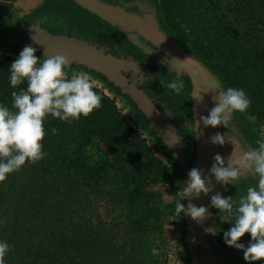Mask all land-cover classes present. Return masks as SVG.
Listing matches in <instances>:
<instances>
[{
	"label": "trees",
	"instance_id": "trees-1",
	"mask_svg": "<svg viewBox=\"0 0 264 264\" xmlns=\"http://www.w3.org/2000/svg\"><path fill=\"white\" fill-rule=\"evenodd\" d=\"M158 7L168 27L188 36L182 44L213 76L227 88L244 90L251 105L241 115L254 129H264V0H158ZM12 62L0 55V105L10 109L12 91L26 88L11 87ZM94 90L102 98L99 109L71 122L49 115L44 158L26 162L0 183V241L10 245L5 264H163L145 261L144 250L162 212L151 190L164 181L167 168L113 99ZM125 99L144 127L145 117ZM148 132L171 161L160 138ZM94 140L108 158L87 157ZM101 195L123 213L129 242L118 244L98 220L93 201Z\"/></svg>",
	"mask_w": 264,
	"mask_h": 264
},
{
	"label": "flooded vegetation",
	"instance_id": "flooded-vegetation-1",
	"mask_svg": "<svg viewBox=\"0 0 264 264\" xmlns=\"http://www.w3.org/2000/svg\"><path fill=\"white\" fill-rule=\"evenodd\" d=\"M89 1L96 6L83 7L74 0H0V34L4 36L0 46L4 44L10 49L21 51L25 46L31 45L37 50L35 55L43 59L61 53L72 45L82 44L83 47L99 52L108 62H116V72L127 83L139 89L157 108L165 123L170 124L180 145L178 156H172L165 148L172 156L171 161L167 160L156 139L152 138L165 160L178 169L180 190L189 179V171L195 167V125L191 106L196 90L193 81L200 84L201 90L211 102V108L215 103L211 89L221 86L205 64L190 53L164 25L152 0ZM156 31L195 60L201 70L197 67L190 68V62L181 63L171 51L159 45L154 39ZM72 66L91 71L115 93L120 94L118 87L108 83L98 72L80 64H69V67ZM177 79L184 83V89L179 94L167 88L169 82ZM146 121L149 124L147 119ZM243 124H246L243 117L234 113L229 129L223 125L216 127L214 135H225L236 146L229 140L222 146L212 144V164L217 154L227 166L234 148L232 159L238 160L243 151L258 147L257 140L251 131H246ZM154 136L160 138L155 131ZM210 178L213 180V189L207 196L201 194L198 199L181 201L185 207L192 203L197 207H206L211 213L202 225L198 224L200 239L196 247L189 241V228L193 220L186 214L181 215L182 250L186 263L247 264L243 259V250L225 244L224 232L233 225L219 220L217 209L211 206V196L218 191L222 196H232L234 200H238L249 186H255L256 178L245 172L234 186H221L215 183L214 177ZM213 228L215 234L206 231ZM239 242L247 246L250 236L245 234Z\"/></svg>",
	"mask_w": 264,
	"mask_h": 264
},
{
	"label": "clouds",
	"instance_id": "clouds-1",
	"mask_svg": "<svg viewBox=\"0 0 264 264\" xmlns=\"http://www.w3.org/2000/svg\"><path fill=\"white\" fill-rule=\"evenodd\" d=\"M36 51L31 45L25 46L9 68L11 87L17 89L19 85L26 84V88L12 91L11 109L0 105V183L20 170L26 162L34 164L44 158V122L49 115L71 122L82 116L87 118L101 107L102 98L94 90L95 81L88 73L79 72L69 77L65 71L69 60L65 55L57 53L41 59L35 55ZM167 88L179 94L184 89V83L177 79L169 82ZM211 90L214 106L207 117H200V121L205 127L223 125L229 129L233 114L244 113L251 101L243 89L217 86ZM196 97L203 99L199 94ZM196 128L197 123L195 131ZM56 131L52 129L53 134ZM226 140L234 142L220 133L210 137V142L215 145L222 146ZM256 143L258 147L243 151L238 160L232 159L234 148L227 166L219 154L215 155L210 169V177H214L215 183L221 186H234L245 172L256 178L255 186H249L238 200L222 196L218 191L211 196V206L217 209L219 220L233 225L224 232L225 244L243 250V259L247 264L264 262V139ZM188 177L187 183L177 193L179 199L175 214L178 217L186 214L202 225L211 216L208 209L192 203L185 207L181 201L198 199L201 194L207 196L213 189V180L205 177L202 169L195 167L189 171ZM206 231L216 233L214 228ZM245 234L250 236L247 246L239 242ZM9 249L8 243L0 241V264H5Z\"/></svg>",
	"mask_w": 264,
	"mask_h": 264
},
{
	"label": "rangeland",
	"instance_id": "rangeland-1",
	"mask_svg": "<svg viewBox=\"0 0 264 264\" xmlns=\"http://www.w3.org/2000/svg\"><path fill=\"white\" fill-rule=\"evenodd\" d=\"M152 1L154 2L157 13L160 17L161 14L158 7V0ZM162 22L172 32L174 37L181 43H183V40H189L186 34L178 32L180 34L179 35L177 34V31L168 27L163 20ZM19 53L20 51L10 49L4 44L0 46V55L9 57L14 61L18 58ZM215 56L218 57L217 54H214L212 57ZM214 59L215 58H213L212 61H214ZM65 71L69 74V77L79 72L88 73L95 81V87L102 91L106 96L113 99L117 110L124 117L127 123L145 140L146 145L150 148L151 152L156 157H158L163 162V164H165L167 168V175L164 181L159 183L151 190L153 196H155L154 200H156L157 198L161 200V204L158 205V208H161L162 210L161 216L159 217V228L156 230L155 235H149L146 248L144 250V257L145 261L148 262L156 261L163 264H187L185 255L182 250L183 225L181 222V216L178 217L175 214L176 201L179 199L177 196V193L179 191L178 178L180 177L178 169L173 165H170L162 156L157 144L154 142L152 136L148 132V130L151 129L149 127V124L146 123L144 127L139 124V121L136 118L131 105L129 104L128 100L124 98V96L120 95L119 93H115L105 83L99 80L97 76L91 71L88 72L78 66L68 67L65 69ZM214 76L220 86L226 89L227 87L218 77L216 72H214ZM239 114L241 115V113ZM238 119H240V117ZM244 122L246 124H243V127L247 132L251 131V134H253L256 140L264 139V129L260 127L254 129L253 126L247 123L246 119H244ZM86 155L90 160L108 158L109 156L103 149L102 145L96 140L92 141V143L86 148ZM95 200L93 201V203L98 220H100L108 229H110L115 234L117 240L116 242L118 244H125V242H129L130 235L124 232V217L119 208H117L115 204L110 202L104 195H101L100 197H98V199Z\"/></svg>",
	"mask_w": 264,
	"mask_h": 264
},
{
	"label": "water",
	"instance_id": "water-1",
	"mask_svg": "<svg viewBox=\"0 0 264 264\" xmlns=\"http://www.w3.org/2000/svg\"><path fill=\"white\" fill-rule=\"evenodd\" d=\"M79 5L83 7H88L92 4L89 0H74ZM96 6V5H95ZM154 38L159 45H162L167 51H171L181 63L190 62L192 66L190 68L197 67L201 70L200 65L190 57H188L181 49L176 47L169 39L157 32ZM61 54L65 55L69 64L75 63L84 65L87 69H91L94 72H98L103 75L108 83L113 84L118 87L120 95L126 96L130 102H132L135 108L149 121V127L156 132V135L160 137L163 145L168 149L172 156H176L180 153V145L175 139V135L172 131L170 124L165 123L163 116L157 110V108L152 105L149 99L135 86L129 84L125 79L116 72L117 67L116 62H108L106 57L93 50L90 47H83V45H72ZM194 74V72H193ZM199 81V77L197 78ZM193 85L196 90V94L193 97L192 102V112L194 125L197 123V128L195 131V168L202 169L203 175L210 178V169L212 166V155H213V145L210 142V137L214 135L215 129L211 126L205 127L200 121V117H207L211 109V102L205 96V93L201 90L200 84L193 81ZM203 97L202 100L197 99V95ZM125 98V97H124ZM224 154V153H223ZM190 236L189 241L191 245L195 247L198 245V240L200 239V230L198 224L193 221L190 224Z\"/></svg>",
	"mask_w": 264,
	"mask_h": 264
}]
</instances>
